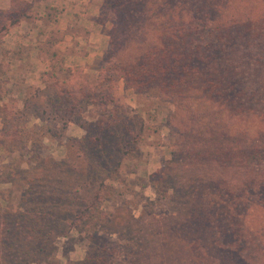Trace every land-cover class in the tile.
Here are the masks:
<instances>
[{
	"label": "trees",
	"instance_id": "1",
	"mask_svg": "<svg viewBox=\"0 0 264 264\" xmlns=\"http://www.w3.org/2000/svg\"><path fill=\"white\" fill-rule=\"evenodd\" d=\"M170 1L174 0H104L103 11L109 12L106 23L112 25L111 41L114 42L106 59L109 76L101 88H94L93 94L90 89L79 88L86 98L100 97L98 108L105 112L97 114L91 123L98 129L95 136L81 138L76 146L92 157L86 174L80 175L82 179L87 175L88 179L84 187L78 182L80 178L75 183L62 182L52 174L58 169L51 166L52 169L43 171L44 168L20 180L23 183L18 186V201L9 205L5 199L7 206L0 205V263L33 264L53 259L58 239L70 238L76 232L81 241H87L89 248L83 264H109L111 249L106 250L104 239L108 245L111 242L115 245L114 250H121L111 235L129 247H136L131 254L145 264H264V247L261 244L248 247L247 238L240 233L244 230L235 227L227 219L226 208H221L228 194L233 200L237 199L235 195H242L240 200L253 193L264 196V108L260 111L264 107V77L261 70L250 77V72L243 68L246 63L251 67L259 63L264 66V34L257 38L258 28L254 25L261 22L264 25V13L256 17V5L238 8L244 0H194L195 7L184 6L183 9L170 5ZM23 2L11 0L10 10L0 9V42L22 18H31ZM184 13L191 15V19L193 15L192 20L202 24L187 27L194 30L186 45L188 54L181 57L174 53L169 60L157 58L165 54L164 50L160 54L165 47L157 49V44L161 46L167 39H180L187 33L184 22L175 21ZM219 14L221 20L227 22V29L232 31L223 35L225 41L212 28ZM253 18H256L255 23L247 24L245 30L249 32L248 40L256 39L255 42L246 46L238 44L245 38L239 28ZM152 32L155 33L152 35ZM184 37L187 39L188 34ZM198 55L211 60L213 73L202 72L200 76L196 72L190 60L204 63ZM143 57L148 59L147 64L143 62L136 69ZM179 67L186 75L175 83ZM117 68L133 86L140 84V79L159 83L171 78L163 93L181 97L188 104L190 96L201 104L213 101L212 106L206 108L210 113L206 112L201 118L207 120V124L202 129L192 130L193 157L184 163L185 167L179 164L174 175L169 174L174 171L169 168L173 167H168L160 176L159 182L164 184L158 189L159 195L167 198L172 192L183 207L176 216L155 220L150 230L134 227L133 223L140 220L131 213L125 224L115 225V216L111 219L98 209L110 196L104 193L107 177H103L111 170L109 160L122 148L130 146L128 150L133 149L130 140L136 139L131 130L135 119H129L120 108L117 109L119 115H114V110L110 109L114 106L116 80L113 75ZM47 75L43 77V89L28 87L21 97L22 106H0L1 150L10 154L29 146L31 119L61 121L65 120L69 108L75 110L76 107L66 104L71 97V85L64 87L66 81L59 80L60 86L49 85ZM2 76L4 72L0 71V78ZM183 80L194 85L184 88L181 86ZM90 104L88 102V106ZM187 111L192 112L191 109ZM61 113L64 117L60 118ZM196 146L199 147L195 153ZM235 146L238 147L236 151ZM180 151H184V147ZM9 169L5 174L15 178L21 176L18 167L10 166ZM90 180H100L101 186L95 194L87 191ZM247 199L250 202L248 211L260 208L259 202ZM94 209H98L96 214L91 213ZM129 225L135 229H129Z\"/></svg>",
	"mask_w": 264,
	"mask_h": 264
},
{
	"label": "rangeland",
	"instance_id": "2",
	"mask_svg": "<svg viewBox=\"0 0 264 264\" xmlns=\"http://www.w3.org/2000/svg\"><path fill=\"white\" fill-rule=\"evenodd\" d=\"M32 1L34 3L38 2L40 5H51L49 0ZM95 1L100 5V13L96 20L103 25L106 36L103 53L88 68L72 67L66 69L59 66L51 68L52 70L47 75L50 77L49 85L60 86L57 80L62 83L66 81V84L63 85L64 87L71 85V97L66 104L69 107L76 108L75 110L69 108L70 110L65 117L61 113L60 118L63 116L65 119L61 121L47 119L44 122L39 118L31 119L28 125L31 142L28 147L17 151L10 150V154L0 149V205L2 207L7 206L5 199L8 200L9 205L15 204L18 201V186L31 173H40L44 168L43 171L52 169L53 167L51 166H55L58 171H53L52 174L56 179L62 182L68 180L70 183H75L80 178V175L86 174V170L91 164L92 157L84 154L76 146H78L77 144L81 138L90 134V137L95 136V132L98 129L96 125L91 123L97 117V114H105V112L103 109L98 108L101 101L100 97H96L95 95L93 99L86 98L80 94L81 90L79 88L90 89V92L93 94L94 88H101L103 84L107 83L109 71H106V67H108L106 59L111 54L110 50L114 43L111 41L113 33L112 25L106 23L109 12L103 11L104 0ZM242 2L240 4L242 6H237L238 8L246 9L250 5H256L258 11L255 16L260 17L259 15L264 13V0H244ZM23 3L27 13L28 8L30 9L27 5L32 4L26 0ZM194 4V0L170 1V5L177 6L178 9H183L182 7L184 6L192 8L195 7ZM211 4H215V1H211ZM172 15L175 16L176 14L172 13ZM190 16L184 13L181 19L175 20L178 24L184 22V29L187 30V33L185 35L182 34L180 39H167L161 46L157 44V49L165 47L160 50V54H163V50L165 54L157 58L162 57V60H169L174 53L181 57L182 54H188L186 45L194 30L191 31L187 27L194 23L199 26L202 25L192 20L193 15L192 19ZM219 16L215 18L212 28L216 29V34L224 39L223 35H228L232 31L231 29H227V22L224 19L221 20V16L220 18ZM254 19L256 18L249 20L245 27L239 28V31L245 35V38L240 40L238 44L246 46L251 41L255 42L256 39L248 40L249 32L245 30L248 27L247 24L255 23ZM259 19L261 20L263 17ZM254 25L258 28L257 38H259L260 35L264 34L263 22ZM154 33L152 32L151 34L153 35ZM186 34H188L187 39L184 37ZM112 39H114V36ZM198 58H202V62L204 63L197 61V59L190 60V62L191 66L196 69V72L200 76H202V72L208 74L214 72L210 59H206V56L200 57L199 55ZM184 59L187 61L186 58ZM253 60H257V58H253ZM143 62L147 64L148 59L143 57L136 65V69ZM161 64L163 65V62ZM243 68L247 73L250 72V77L257 74L256 71L259 70H261L264 77V66L260 63L252 67L246 63ZM117 69L118 71L115 70L116 74L113 75L116 80L113 96L114 106H110V109L114 110L112 111L114 115H119L117 109L120 108L129 119H135L131 123L133 125L131 130L133 129L134 134L132 136L136 137V139L130 140L133 149L128 150L130 146L122 148V151L118 155L115 154L109 160L108 164L111 170L103 174V177L104 175L107 177L105 178L107 179L105 180V185L107 186L104 193L110 196L108 201L104 202L98 209L102 214L110 216L109 218L111 219L115 216V225L125 224L129 220L131 213L136 219L140 220L133 223L134 227H143V229L150 230L154 228L155 220L165 217L170 218V215L176 216L183 207L182 203L178 204L177 198L172 196V192H169L170 194H168L167 198L159 195L158 189H162L164 184L163 182H159L161 180L160 176L162 175V171H168V167H173L169 168L174 170L169 171V174L174 175L176 169L180 167L179 164L183 163L182 166L185 167L186 164L184 163H187L193 157L191 148L195 146L193 140L190 139L192 137V130L202 129L207 124V120H201V118L206 116V108L209 105L212 106L211 103L213 101L201 104L198 100L194 101L193 96H190L191 102L188 104L183 102L181 97H174L168 93L166 94V92L163 93L164 90L168 89V83L172 80L171 78L167 79V82L159 81V83L147 82V80L140 79V84L133 86L132 82L129 83L126 77L121 76L119 68ZM206 69H208V72L205 71ZM7 70L4 66L0 68V71L4 72V77L0 78V106L8 105L9 108L17 104L22 106L21 97L25 94L28 87L35 86L27 85L21 76L16 80H12L11 78L15 77L12 74H8ZM185 75L179 67L178 73H175L174 76L176 79L174 80L175 83L183 79ZM198 81L201 86L202 83L200 80ZM193 85V83H185V80L181 83V86L184 88ZM88 102L91 103L89 106ZM78 106L83 109L82 112H79ZM263 108L261 107V112ZM86 109L88 112H85ZM188 109H191L192 112H188ZM207 113L209 114L210 112ZM195 126L197 128H194ZM0 128H2L1 118ZM107 139L110 140L111 138L107 136ZM103 140L105 141V139ZM199 143L197 144L199 145ZM182 147H184V151H180ZM198 147L196 146L195 153L198 151ZM236 150H238V147L235 146ZM10 166L18 167L21 176L15 178L9 174H5L10 171ZM108 178L111 179L108 180ZM87 179L86 175L83 179L80 178L78 182L84 187V182ZM20 180L22 181L20 182ZM100 186V180L98 182L90 180L87 191L91 190V193L95 194ZM226 197V202L221 205V208H226L225 214L228 216L227 219L235 227L239 226L244 230V232L241 231L240 233L243 237L247 238L248 247H253V245L259 246V244L264 247V231L262 230L264 225V208L261 209V206L264 207V196H257L256 193H253L251 196L246 195L244 200H240L242 195H235L234 198H237L236 200H233V197L229 194ZM247 198L256 203L259 202L260 208L255 207L248 211L250 202ZM231 200L237 201V204L235 205V202H231ZM98 209H94L96 211L93 210L91 213L96 214ZM128 227L131 230L135 229H132L133 226L131 225ZM111 236L113 241L120 244L121 250H114L115 245L112 242L108 245L107 240L105 241L104 239L105 242L103 241L102 243H106V247H108L106 250L111 249V252H109V264H139L142 262L145 264L144 260L139 262L138 258H134L131 254L132 251H136V247H129L125 242L118 240L115 235ZM56 247L57 251H55L53 259L50 258L47 261L44 260L33 264H83L89 249L87 241H81L80 235L76 232L70 238H59Z\"/></svg>",
	"mask_w": 264,
	"mask_h": 264
},
{
	"label": "crops",
	"instance_id": "3",
	"mask_svg": "<svg viewBox=\"0 0 264 264\" xmlns=\"http://www.w3.org/2000/svg\"><path fill=\"white\" fill-rule=\"evenodd\" d=\"M26 1L32 4L31 18H22L0 42V65L12 80L21 76L27 85L43 88V77L53 67L88 68L102 55L106 36L96 20L100 5L95 0ZM11 6V0H0L1 10Z\"/></svg>",
	"mask_w": 264,
	"mask_h": 264
}]
</instances>
